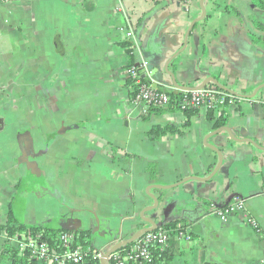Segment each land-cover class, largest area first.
Returning <instances> with one entry per match:
<instances>
[{
  "label": "crops",
  "instance_id": "obj_1",
  "mask_svg": "<svg viewBox=\"0 0 264 264\" xmlns=\"http://www.w3.org/2000/svg\"><path fill=\"white\" fill-rule=\"evenodd\" d=\"M253 3L0 0V226L11 213L27 226L95 231L105 255L150 228L142 214L155 196L144 218L191 236L170 238V264H263L264 151L226 133L206 145L218 129L204 109L190 129L153 140L152 129H181L186 115L135 104L128 73L147 61L153 71L140 77L172 97L205 83L229 94L219 83L243 100L227 108L226 128L264 148V11ZM211 147L222 167L195 181L220 163ZM236 200L257 228L217 216ZM5 242L0 264H11Z\"/></svg>",
  "mask_w": 264,
  "mask_h": 264
},
{
  "label": "built area",
  "instance_id": "obj_2",
  "mask_svg": "<svg viewBox=\"0 0 264 264\" xmlns=\"http://www.w3.org/2000/svg\"><path fill=\"white\" fill-rule=\"evenodd\" d=\"M128 38H132L131 32L127 33ZM148 63L143 60L140 66H132L128 73L134 89V103L143 104L151 108L163 109L170 105V96L155 86L154 82H147L140 76L142 71H147ZM242 99H236L233 95L224 94L211 88H204L195 91H183L180 110L186 111L190 108L204 109L214 108L217 105L227 103L233 106L241 103ZM217 216L224 222L237 214L244 216L245 223L257 228L256 222L246 215L245 202L236 200L232 205H228L215 210ZM177 238L191 241V236L185 230L178 231ZM169 231L159 228L154 232L145 234L138 238L136 242L124 253L117 251L108 257V264H154V247L163 248L170 241ZM63 252L51 254L48 245L39 238L30 240L14 241L13 246L21 253L30 251L33 259L39 264H101L103 253L95 252L93 255L83 250L81 247H74V238L68 233L61 236ZM90 260L92 263H90ZM264 264V263H263Z\"/></svg>",
  "mask_w": 264,
  "mask_h": 264
},
{
  "label": "trees",
  "instance_id": "obj_3",
  "mask_svg": "<svg viewBox=\"0 0 264 264\" xmlns=\"http://www.w3.org/2000/svg\"><path fill=\"white\" fill-rule=\"evenodd\" d=\"M253 4L255 9L264 11V0H254ZM257 27L261 28L259 24ZM234 97L238 99L237 96ZM170 98V108L176 111L180 110L182 94L176 97L170 96ZM228 107L229 105H227L226 103L224 105H217L216 107L209 108L207 110V119L208 121L214 123L215 129H221L228 125ZM197 111V108H190L184 111L187 120L183 128L179 129L175 127H155L150 132L151 138L153 140H157L167 134H181L184 131L190 129L192 126V118L197 114ZM150 172L152 175H155V167L152 166L150 168ZM161 228L169 231L171 238H176L177 234L179 233L178 231H184L185 229L182 226H178L177 223H170L162 226ZM64 233H68L74 238V247H81L83 250L87 251L90 256L97 252L93 248V236L90 231L71 232L45 226H27L20 223L10 213L7 223L3 226H0V236L4 235L6 238V242L3 248V257L9 260L11 264H39L35 259H33L30 251H25L23 253L19 252L13 246V242L39 238L41 241L45 242L48 245L51 254H57L63 252L61 236ZM128 249L129 248H127L126 250ZM167 249L168 245L163 248L154 247L152 249L154 255V264H170L169 262L171 261L172 256H169L167 254ZM124 251L125 249L121 250L122 253H124ZM90 263H92L91 260Z\"/></svg>",
  "mask_w": 264,
  "mask_h": 264
},
{
  "label": "water",
  "instance_id": "obj_4",
  "mask_svg": "<svg viewBox=\"0 0 264 264\" xmlns=\"http://www.w3.org/2000/svg\"><path fill=\"white\" fill-rule=\"evenodd\" d=\"M202 9H203V8H202ZM202 20H203V19H202ZM198 22H199V21H195V22L193 23L191 29L189 30V34L191 33V30L193 29V27L195 26V24L198 23ZM187 43H188V36H187V38H186L185 45H186ZM146 62H147V61H146ZM147 63H148V62H147ZM146 70L149 71V72H152V71H153V68H152V66H150L149 63H148V66H147V69H146ZM145 72H146V71H145ZM171 75H172V74H171ZM159 78H160L159 76H158V77H155V80H158ZM172 79H173V75H172ZM159 80H160V79H159ZM216 85L218 86L219 89H221V90H223V91H225V92H227V93H229V94H232L230 91H228L225 87H223V86L220 85L219 83H216ZM206 86H207V83H205V85H203V87H201V88H198V89H189L188 91H195V90L204 89V88H206ZM234 96H235V95H234ZM245 98L251 100V99H253L254 97H245ZM68 130H70V128L63 129V130H62V133L66 132V131H68ZM221 133H226L227 136L229 137V139H230L232 142H235V143H249V144H251L252 146H254L256 149H258V150H260V151H264V148H263V147L259 146L257 143H255V142L252 141L251 139L245 138L244 140H242V139H240V138H236V137L233 135V133L231 132V130H230L229 128H226V127H223V128H221V129H218V130L215 131L214 133L210 134V135L206 138V140H205V144L208 145L207 143H208V141H209L210 138H212V137H214V136H218V135H220ZM33 147H34V146H33V142L30 141V144H29V146L26 147V149L29 150V151L31 152V150H33ZM211 148H212V150L214 151V153H216V155L219 156L220 163H219L217 169L211 174L210 177H208L207 179H196V178H194L195 181H198V182H201V183H205V182L208 183V182L212 181V180L216 177V175L219 173V171H220V169H221V167H222V163H223L222 152H221L219 149L215 148V147H211ZM24 152H25V151H24ZM35 156H36V155H35ZM186 182H187V180H183L182 182L177 183V184L172 185V186H166V187H163V186H161V187L159 186V187H158V186H157V187H155L154 189H157V190H163V191H166V190H172V189H175V188H178V187L184 185ZM151 198H152V200L155 202V205H154L153 207L148 208L147 210H145V211L143 212V214H142V216H143V217H142L143 221H144L146 224H148V225L150 226V228H147V229H143V230H141L138 234H136V236H135L133 239H131V240L125 242V243H121V244L117 245L116 247H114V248H113L112 250H110L109 252H107V253L104 255V257H103V259H102V261H101V264H108V257H109L112 253H114L115 251L119 250L121 247L129 246V245L133 244L134 242H136V240H137L138 238H140L141 236H143V235H145V234H148V233H151V232H154V231H156L157 229H159V227L157 226V224H156L155 221H153V220H149V219H145V218H144V215H145V214H147L148 212L155 211V210L159 207V201H158V199H157L155 196H151ZM63 230H66V229H63ZM66 231H71V232H73L72 229H69V230H66ZM75 232H78V230H76ZM92 234L94 235V234H95V231H92ZM93 237H94V236H93Z\"/></svg>",
  "mask_w": 264,
  "mask_h": 264
}]
</instances>
